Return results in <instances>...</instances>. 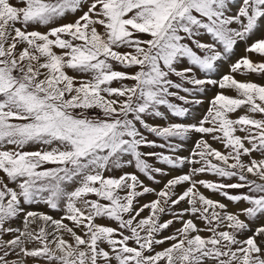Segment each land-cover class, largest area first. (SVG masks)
I'll list each match as a JSON object with an SVG mask.
<instances>
[{
	"label": "snow or ice",
	"instance_id": "1",
	"mask_svg": "<svg viewBox=\"0 0 264 264\" xmlns=\"http://www.w3.org/2000/svg\"><path fill=\"white\" fill-rule=\"evenodd\" d=\"M246 73L264 0H0V264H264Z\"/></svg>",
	"mask_w": 264,
	"mask_h": 264
},
{
	"label": "rangeland",
	"instance_id": "2",
	"mask_svg": "<svg viewBox=\"0 0 264 264\" xmlns=\"http://www.w3.org/2000/svg\"><path fill=\"white\" fill-rule=\"evenodd\" d=\"M13 3H15V0H13ZM41 30H43V29H41ZM259 37V34L257 33V36L256 37H253V39H256V38H258ZM244 53H243V45H241V46H239L237 49H236V57H234L233 59H235V58H237V57H239V56H241V55H243ZM250 58L254 61V62H257V61H260V56L259 55H255V54H252L251 56H250ZM222 71H227V68L225 67L224 69H222ZM71 74V73H70ZM236 79H238V80H241V81H245V80H251V81H253V82H257V83H260V84H264V77H261V76H257V75H254V74H252V75H249V74H244V75H240V74H237L236 75ZM215 89H213V91L212 92H210V93H208V96H211V95H213L214 93H215ZM226 94H228V95H235V93L233 92V91H231V90H226ZM207 107V105L205 104L204 106H203V108H206ZM203 108L202 109H200V111H203ZM240 114H242V112H237L235 115H240ZM206 178H208V179H211L212 177H206ZM151 197H146L145 199H150ZM146 214V213H145ZM250 234V233H249ZM166 246V245H165Z\"/></svg>",
	"mask_w": 264,
	"mask_h": 264
}]
</instances>
